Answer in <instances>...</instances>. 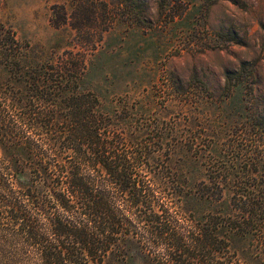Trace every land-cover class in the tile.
Segmentation results:
<instances>
[{
    "label": "rangeland",
    "instance_id": "1",
    "mask_svg": "<svg viewBox=\"0 0 264 264\" xmlns=\"http://www.w3.org/2000/svg\"><path fill=\"white\" fill-rule=\"evenodd\" d=\"M0 22L23 47L18 59L0 56V146L64 114L26 71L72 52L84 67L72 87L150 144L136 177L173 196L166 217L189 228L233 213L235 193L264 200V0H0ZM161 178L176 184L162 189ZM225 236L240 264H264V227Z\"/></svg>",
    "mask_w": 264,
    "mask_h": 264
},
{
    "label": "trees",
    "instance_id": "2",
    "mask_svg": "<svg viewBox=\"0 0 264 264\" xmlns=\"http://www.w3.org/2000/svg\"><path fill=\"white\" fill-rule=\"evenodd\" d=\"M22 48L0 22V56L18 59ZM66 54L59 64L29 66L25 80L64 114H47L32 139L0 146V264H240L225 235L262 229L264 200L235 193L233 213L190 219L189 228L166 217L173 196H157L136 177L153 160L150 144L131 141L97 109L94 93L72 87L83 61Z\"/></svg>",
    "mask_w": 264,
    "mask_h": 264
}]
</instances>
